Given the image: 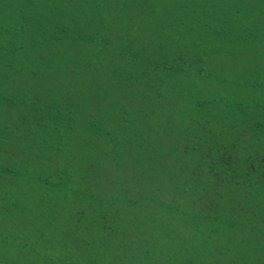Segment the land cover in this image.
<instances>
[{"label":"trees","instance_id":"obj_1","mask_svg":"<svg viewBox=\"0 0 264 264\" xmlns=\"http://www.w3.org/2000/svg\"><path fill=\"white\" fill-rule=\"evenodd\" d=\"M0 264H264V0H0Z\"/></svg>","mask_w":264,"mask_h":264},{"label":"rangeland","instance_id":"obj_2","mask_svg":"<svg viewBox=\"0 0 264 264\" xmlns=\"http://www.w3.org/2000/svg\"><path fill=\"white\" fill-rule=\"evenodd\" d=\"M66 195V194H65ZM67 196V195H66ZM69 199V198H68ZM62 203H66L67 202V198L66 199H62ZM52 203H54V202H52ZM61 223V229H59V228H57V229H59V230H65V229H67L68 227H71L70 226V224H67V222H60ZM121 258H123V256H121ZM120 258V259H121Z\"/></svg>","mask_w":264,"mask_h":264}]
</instances>
